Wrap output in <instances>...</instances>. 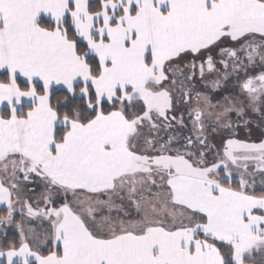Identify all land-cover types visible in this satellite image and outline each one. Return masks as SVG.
Wrapping results in <instances>:
<instances>
[{"label":"snow or ice","instance_id":"obj_1","mask_svg":"<svg viewBox=\"0 0 264 264\" xmlns=\"http://www.w3.org/2000/svg\"><path fill=\"white\" fill-rule=\"evenodd\" d=\"M254 117L264 0H0V264H264Z\"/></svg>","mask_w":264,"mask_h":264},{"label":"rangeland","instance_id":"obj_2","mask_svg":"<svg viewBox=\"0 0 264 264\" xmlns=\"http://www.w3.org/2000/svg\"><path fill=\"white\" fill-rule=\"evenodd\" d=\"M237 138L246 139L249 140V142L259 143L260 140L264 139V127L261 128L260 126H258V122L252 123L248 129H244L243 127H241L240 129H238ZM216 142H218V138L213 139V143ZM17 219H19L18 216ZM8 229L16 231L15 228L11 226Z\"/></svg>","mask_w":264,"mask_h":264},{"label":"trees","instance_id":"obj_3","mask_svg":"<svg viewBox=\"0 0 264 264\" xmlns=\"http://www.w3.org/2000/svg\"><path fill=\"white\" fill-rule=\"evenodd\" d=\"M5 238L11 240V239H18V235L16 231L7 229V237L4 236V234L0 233V241H3Z\"/></svg>","mask_w":264,"mask_h":264},{"label":"flooded vegetation","instance_id":"obj_4","mask_svg":"<svg viewBox=\"0 0 264 264\" xmlns=\"http://www.w3.org/2000/svg\"><path fill=\"white\" fill-rule=\"evenodd\" d=\"M217 98H219V96H217ZM254 120H255L254 123L259 122V117H254ZM261 128H263V127H261ZM184 131H186V130H184Z\"/></svg>","mask_w":264,"mask_h":264}]
</instances>
